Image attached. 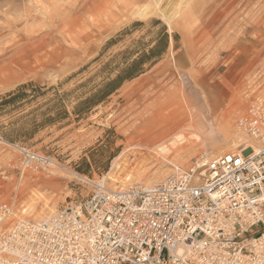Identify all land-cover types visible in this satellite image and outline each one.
Returning a JSON list of instances; mask_svg holds the SVG:
<instances>
[{
  "label": "rangeland",
  "instance_id": "obj_1",
  "mask_svg": "<svg viewBox=\"0 0 264 264\" xmlns=\"http://www.w3.org/2000/svg\"><path fill=\"white\" fill-rule=\"evenodd\" d=\"M22 86L0 107L9 224L255 144L239 123L264 102V0H0V104Z\"/></svg>",
  "mask_w": 264,
  "mask_h": 264
},
{
  "label": "built area",
  "instance_id": "obj_2",
  "mask_svg": "<svg viewBox=\"0 0 264 264\" xmlns=\"http://www.w3.org/2000/svg\"><path fill=\"white\" fill-rule=\"evenodd\" d=\"M239 124L255 144L150 187L95 183L79 203L11 224L0 205V264H264V102Z\"/></svg>",
  "mask_w": 264,
  "mask_h": 264
},
{
  "label": "trees",
  "instance_id": "obj_3",
  "mask_svg": "<svg viewBox=\"0 0 264 264\" xmlns=\"http://www.w3.org/2000/svg\"><path fill=\"white\" fill-rule=\"evenodd\" d=\"M160 55V52H158ZM147 61L143 62H134L130 68L123 72L122 75L118 76L113 81L109 82L104 86L96 95H94L91 99L88 100L89 109L102 103L106 100L110 95H112L118 88L122 85V83L127 80L135 77L137 74H140L144 69L143 66ZM26 86L20 87L16 92L10 93L1 104L0 107L7 106L9 104H14L18 100H25L30 97L29 94L24 92ZM37 96L35 95L34 98Z\"/></svg>",
  "mask_w": 264,
  "mask_h": 264
},
{
  "label": "bare ground",
  "instance_id": "obj_4",
  "mask_svg": "<svg viewBox=\"0 0 264 264\" xmlns=\"http://www.w3.org/2000/svg\"><path fill=\"white\" fill-rule=\"evenodd\" d=\"M163 1H164V0H163ZM158 5H159V4H158ZM155 6H156V5H155ZM184 18H185V17H184ZM160 146H161V145H160ZM159 148H160V147H159ZM162 148H163V147H162ZM162 148H161V149H162ZM157 149H158V148H157ZM154 150H155V149H154ZM160 151H161V150H160ZM163 152H164V151H163ZM204 158H205V157H204ZM199 160H200L201 162H204V161H203V158H201V159H199ZM179 170H180V169H179ZM176 171H177V170H176ZM154 184H155V183H154ZM152 185H153V184H152ZM141 186H142V185H141ZM53 215H54V214H53Z\"/></svg>",
  "mask_w": 264,
  "mask_h": 264
}]
</instances>
